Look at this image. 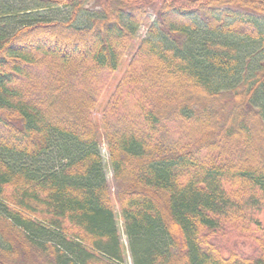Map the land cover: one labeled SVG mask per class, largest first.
Segmentation results:
<instances>
[{
	"label": "trees",
	"instance_id": "16d2710c",
	"mask_svg": "<svg viewBox=\"0 0 264 264\" xmlns=\"http://www.w3.org/2000/svg\"><path fill=\"white\" fill-rule=\"evenodd\" d=\"M128 259L264 264V0H0V264Z\"/></svg>",
	"mask_w": 264,
	"mask_h": 264
},
{
	"label": "rangeland",
	"instance_id": "374dc122",
	"mask_svg": "<svg viewBox=\"0 0 264 264\" xmlns=\"http://www.w3.org/2000/svg\"><path fill=\"white\" fill-rule=\"evenodd\" d=\"M94 11H96V10L88 8V12L83 14V16L79 19L78 24L79 25H87L88 21L85 18V16L92 14ZM56 17H58V15H56ZM144 34H145V28L141 27L139 29L135 39L132 41L131 46H130L128 52H127V55L123 58L121 64L119 65V67L115 71V74H114V76H113V78H112V80L110 82L109 87L107 88V90L105 91L103 96L101 97L100 103H104L105 102V100H106V98L108 96V93H110L112 91V89L114 88V85L116 84L117 80L121 77L123 70H125L131 54L133 52H135L140 40L144 37ZM260 53H261L260 55H262V52H260ZM260 55H259V58L261 57ZM94 116H95V118H98L99 117V112L95 111L94 112ZM101 154H102L103 159H104L106 179H107V182H108L109 186L112 188L111 172H110V167L108 165L107 153H106L104 145L101 146ZM112 203H113V208H114V211H115V215L117 217L118 227H119V229H121L122 225H121V221H120V217H119L118 207H117V204L114 201V199L112 200ZM121 241L123 243L126 242V238H125V235L123 233H121ZM126 264H129V259L127 260Z\"/></svg>",
	"mask_w": 264,
	"mask_h": 264
}]
</instances>
